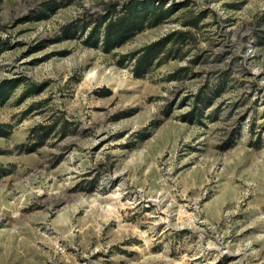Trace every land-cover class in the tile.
Here are the masks:
<instances>
[{
    "label": "rangeland",
    "instance_id": "1",
    "mask_svg": "<svg viewBox=\"0 0 264 264\" xmlns=\"http://www.w3.org/2000/svg\"><path fill=\"white\" fill-rule=\"evenodd\" d=\"M130 1L0 0V264H264V0H153L163 23L84 43Z\"/></svg>",
    "mask_w": 264,
    "mask_h": 264
},
{
    "label": "trees",
    "instance_id": "2",
    "mask_svg": "<svg viewBox=\"0 0 264 264\" xmlns=\"http://www.w3.org/2000/svg\"><path fill=\"white\" fill-rule=\"evenodd\" d=\"M173 10V8L165 9L163 3L156 4L153 0H131L123 7V11L112 15H104L99 20H96L84 43L92 47H99L101 44L105 52H110L146 28L155 27L163 23ZM198 21L199 18H196L189 22L196 26ZM73 30L76 31V28L74 27ZM74 35L75 33L71 37ZM169 38L170 36L160 38L130 55V58H136L133 69L136 77H144L156 60H158L156 62V65H158L168 58L164 54L170 42ZM1 52L2 49L0 48ZM163 55L165 57H161ZM19 84L20 81L18 79H7L0 82V104L5 103L9 99L13 90ZM198 98L204 100L206 97ZM192 114L194 113L191 112L190 115ZM2 126L0 125V129ZM33 131L35 138L39 141L36 145L41 146L48 137L47 127L41 126ZM8 134L7 132L0 133L1 136H7ZM34 149L32 146L29 151Z\"/></svg>",
    "mask_w": 264,
    "mask_h": 264
}]
</instances>
